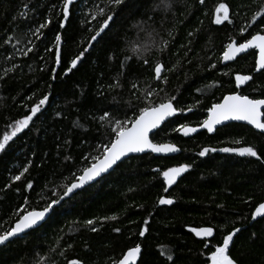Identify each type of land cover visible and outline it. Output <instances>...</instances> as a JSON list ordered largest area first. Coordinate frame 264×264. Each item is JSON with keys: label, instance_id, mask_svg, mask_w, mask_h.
I'll use <instances>...</instances> for the list:
<instances>
[{"label": "trees", "instance_id": "obj_1", "mask_svg": "<svg viewBox=\"0 0 264 264\" xmlns=\"http://www.w3.org/2000/svg\"><path fill=\"white\" fill-rule=\"evenodd\" d=\"M62 2L0 0V134L10 130L6 126L27 114L32 104L49 96L29 128L0 153V233L13 226L17 207H43L63 194L73 174H81L91 163L85 157L97 155L98 145L113 135L110 124L102 126L99 120L105 110L113 119H131L145 106L137 97L152 89V101L175 96L179 106L193 111L177 114L153 137L157 143L176 144L179 155L148 154L123 161L112 173L62 202L40 228L2 247L0 264H67L72 259L82 264H112L137 243L142 247L137 264H169L160 255L161 247L174 253L175 264H210L204 244L214 250L233 228L241 229L230 244V255L237 264H264V217L251 219L255 207L264 202V156L257 160L219 151L198 155L204 147L240 146H254L264 154V135L240 124L222 127L214 134L202 131L183 136L173 131L180 123L196 126L206 118L207 107L232 92L264 98V74L254 70L256 51L227 66L220 59L232 39L243 42L239 28L251 22L264 0H170L166 12L155 7L159 0H124L108 9L115 14L111 29L67 75L64 69L94 34L89 28H98L104 17L98 16L91 25L87 21L107 0H78L65 27L60 28ZM220 3L229 6L231 23H214ZM25 11L28 15H21ZM49 19L39 39L31 34L30 29ZM142 22L156 41H169L167 47L161 49L157 44L145 53L147 64L141 58L125 59L130 55L128 41L135 39ZM56 34L62 37L61 65L46 51L54 48ZM27 48L33 50L23 55L20 49ZM157 62L164 65L161 76L167 77L166 83L155 79ZM236 73L251 74L253 79L236 87ZM117 81L119 87H109ZM198 88L205 91L197 92ZM179 164L192 167L164 193L163 178L155 170ZM23 167L28 172L13 181L11 177ZM29 181L31 189L26 187ZM162 195L174 203L160 205ZM145 219L149 231L140 237ZM87 220L94 224L86 225ZM206 226L214 228L213 237L202 239L190 231Z\"/></svg>", "mask_w": 264, "mask_h": 264}, {"label": "snow or ice", "instance_id": "obj_2", "mask_svg": "<svg viewBox=\"0 0 264 264\" xmlns=\"http://www.w3.org/2000/svg\"><path fill=\"white\" fill-rule=\"evenodd\" d=\"M124 0H107V4L104 7H96L91 14V19L87 21L89 25L92 21L97 20L99 17H104L99 21V27L96 28L92 26L89 31H94L87 46L83 47L81 51L73 59L70 60L69 66L64 69V75L71 73L77 68L79 63L83 62L85 54L94 47V42L98 41V38L105 34L111 29L112 23L115 20V14L108 11L109 8H114L120 6ZM203 3V0H200ZM74 6V0H63L60 12L62 14V20L59 24L60 28L65 27V22L69 19L71 15V7ZM56 6L53 5V8ZM156 8L163 11H169L171 8L170 0H159V3L155 5ZM27 8V5H25ZM216 16L214 23L220 25L225 21L231 23L229 17V6L226 3H220L215 9ZM222 13V15H221ZM21 15H28L25 11ZM259 18V19H258ZM51 20H47L45 23L39 24L31 34L37 39L42 35V29L46 28ZM154 31V30H153ZM241 34L239 40L232 39L225 47L220 59L222 61H234L237 56L241 53H246L250 49L258 50V55L255 58L254 70L256 73L264 74V5H261L260 9L251 17V22H246L243 26L239 28ZM143 35H140V34ZM247 33V35H244ZM171 35V33H169ZM191 35V33H190ZM250 37V38H249ZM9 40L12 38H8ZM16 42L20 43V38L15 37ZM31 43V41H29ZM169 41L161 40L156 41L155 36L152 31H149L146 27V22H142L137 25V35L135 39L128 41V47L130 50V55L125 59L130 60L133 57L143 59L145 53H148L157 44L163 49L167 47ZM62 37L60 34H56L54 37V48L46 49L54 57V63L56 65H61L62 63ZM32 48L20 49L23 55H27L31 52ZM111 58H115L114 55ZM145 64L148 63L147 59H143ZM211 68L215 69L216 64H211ZM164 69L162 63L157 62L155 64V79L163 80L164 83L167 82V77H162L161 73ZM5 71V75H7ZM228 75V73H224ZM3 77H0L2 79ZM52 79L55 80L56 76L53 74ZM253 75L245 74L241 75L239 73L235 74V85L240 87L247 81H251ZM215 83V82H214ZM119 81L114 85H109L110 88L119 87ZM213 85L205 86L206 88L212 87ZM132 88L136 89L137 84L133 83ZM205 89L198 88L197 92L203 93ZM135 95V93H133ZM154 95V90L149 89L143 94V97H137V99H143L145 101V106L141 107L138 112H136L131 119H113L110 112L105 110L103 115L99 117V120L103 126L105 122L110 124V131L113 134L107 143H102L98 145L96 151L97 155H90L85 157V160H91V163L84 167L81 174H73L72 181L64 187L63 194L55 199H49L43 207L39 205L37 207L24 208L17 207L16 209V219L13 222V226L4 230L0 233V245H5L11 242L12 238L18 237L20 234L25 233L29 229L38 227L41 222H43L47 216L55 210V206L59 205L66 197L74 194L75 190L80 189L85 184L96 180L101 177L103 173H107L114 165L117 164L123 157L128 156L130 153H144L146 151L151 153H177L181 149L174 143H157L154 142L153 137L157 134V130L160 129L166 121L170 118L177 116V114H182L184 112H192V107H181L180 102L177 97L171 96L166 100H162L159 103L152 101L150 98ZM31 99V97H29ZM49 101V96L44 95L39 99L38 102L31 105L27 114L23 115L22 118L16 119L6 126L0 134V153L6 151L8 147L11 146V142H14V138L18 136L19 133L23 132L25 129L29 128L30 123L34 122V118L37 117L41 109ZM197 104L200 103L199 100L196 101ZM206 118L198 122L196 126H190L189 123H180L173 131L181 133L183 136H189L192 133H196L199 129H205L208 133H213L216 131L218 125H223L228 121H243L248 125L253 126L259 132L264 133V98H250L248 95H241L236 92H232L228 95L222 96L218 102L212 103L206 108ZM235 143L239 144L240 141L237 140ZM223 152V153H235L239 156L254 157L260 160L264 154L258 152L257 148L254 146H240V147H222L220 149L204 147L198 155L204 157L211 152ZM31 162L29 161V164ZM192 167L190 164H179L177 166L168 167L166 169H156L163 178V188L164 193H168L169 189L176 184L177 178L182 174L188 172ZM28 172V167H23V170L18 174L11 177L13 181H20L25 173ZM27 188L31 189L33 187L31 181L27 182ZM25 205L28 204L27 198L24 200ZM160 205H172L174 203L173 199L167 195H162L158 199ZM258 217H264V202L259 203L255 210L251 213V219L256 220ZM115 219V217H113ZM86 225H93V220H87L84 222ZM145 227L139 231V236L144 237L145 233L149 231L148 224L149 221L145 219L143 221ZM96 231L95 227L91 229ZM240 228H233L232 231L223 236L222 243L209 247L208 243L204 244V247L209 250L210 255L208 260L210 264H237V261L233 259L230 255V244L233 241L234 236L240 232ZM119 232V229H115ZM191 232L199 238H210L214 236V228L212 226L199 227L190 229ZM254 235V234H253ZM63 255V252L60 253ZM160 255L169 264H175L174 253L166 248H160ZM142 256L141 244L137 243L133 247L128 248L119 259H114L112 264H137ZM67 264H82L80 260L72 259L67 262Z\"/></svg>", "mask_w": 264, "mask_h": 264}, {"label": "water", "instance_id": "obj_3", "mask_svg": "<svg viewBox=\"0 0 264 264\" xmlns=\"http://www.w3.org/2000/svg\"><path fill=\"white\" fill-rule=\"evenodd\" d=\"M77 1H78V0H74V3L77 2ZM251 51H256V52H257V55H258V50L250 49V50H248L246 53H241V54H239V55L237 56V58H236L234 61H222V65H223V66H227V65L233 64V63H235L238 59H240L241 57H243L244 55H246L247 53H249V52H251ZM255 73H256V72H255ZM256 74H259V73H256ZM248 82H249V81H247V82H245L244 84H242L241 87H244ZM239 94H240V93H239ZM175 117H176V116H175ZM175 117L170 118L169 121L173 120ZM169 121H166L164 124H166V123L169 122ZM164 124H163V125H164ZM231 124L245 125V126L250 127L251 129L255 130L256 132L261 133V132H259V130H256L253 126L248 125L246 122H243V121H228V122H225L223 125H218L216 131H218V130H219L220 128H222V127H225V126H228V125H231ZM163 125H161L160 129L162 128ZM160 129H159V130H160ZM157 131H158V130H157ZM202 131L207 132V130H205V129H199L196 133H199V132H202ZM216 131H214L213 133H209V134H214ZM207 133H208V132H207ZM261 134L264 135V133H261ZM180 153H181V151H179V152H177V153H168V154H163V153H151V152H148V151H146V152H144V153H130V154H128V156L123 157L120 161H118L117 164L114 165L113 168L110 169L107 173H103V174L101 175V177H98L96 180H94V181H92V182H89V183L85 184V185H84L83 187H81L80 189L75 190L74 194L70 195L69 197H66L62 202H64V201L70 199V198L73 197L75 194H77V193H79L80 191L84 190L85 188H87V187L93 185L94 183H96V182L99 181L100 179L104 178L105 176L109 175L110 173H112V172L115 170V168H116L119 164H121L123 161H125V160H127V159H129V158L137 157V156H142V155H148V154L154 155V156H156V157H172V156L179 155ZM62 202H61V203H62ZM61 203H60L59 205L55 206V208L58 207V206H60ZM52 213H53V211L47 216V218H46L43 222L40 223V225H39L38 227H34L33 229H29V230H27L25 233L20 234L18 237L12 238V239H11V242H12V241H15V240H17V239H19V238H21V237L27 235V234H29L30 232H32V231H34V230H36V229H38V228H40L42 225H44V224L48 221V219L50 218V216L52 215ZM9 243H10V242H9ZM9 243H6L5 245H0V249H1L2 247L7 246ZM138 261H139V260H138ZM137 263H138V262H137Z\"/></svg>", "mask_w": 264, "mask_h": 264}, {"label": "rangeland", "instance_id": "obj_4", "mask_svg": "<svg viewBox=\"0 0 264 264\" xmlns=\"http://www.w3.org/2000/svg\"><path fill=\"white\" fill-rule=\"evenodd\" d=\"M221 15H222V13H221ZM178 178H179V177H178ZM178 178H177V179H178Z\"/></svg>", "mask_w": 264, "mask_h": 264}, {"label": "bare ground", "instance_id": "obj_5", "mask_svg": "<svg viewBox=\"0 0 264 264\" xmlns=\"http://www.w3.org/2000/svg\"><path fill=\"white\" fill-rule=\"evenodd\" d=\"M257 53V52H256Z\"/></svg>", "mask_w": 264, "mask_h": 264}]
</instances>
